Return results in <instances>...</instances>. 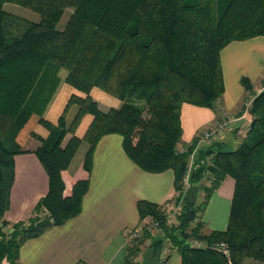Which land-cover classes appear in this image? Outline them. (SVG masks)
<instances>
[{
  "label": "trees",
  "instance_id": "1",
  "mask_svg": "<svg viewBox=\"0 0 264 264\" xmlns=\"http://www.w3.org/2000/svg\"><path fill=\"white\" fill-rule=\"evenodd\" d=\"M6 4L38 17L10 12ZM256 37H264V0H0V127L5 131L0 136V264H22L19 253L26 241L81 213L95 147L108 134L122 136L126 154L144 171L172 170L178 192L173 200L181 205L176 223L170 224L163 205L138 201L140 225L145 220L156 223L162 235L153 239L144 226V239L127 246L125 264H136L132 259L149 237L144 257L149 264H166V241L181 255V264H264V90L253 101L249 132L237 148L225 150L215 142L195 152L196 139L179 149L183 105L216 109L226 91L222 50ZM61 68L79 93L71 95L61 128L51 139L34 134L41 141L34 152L48 174L49 191L30 219L10 225L4 215L14 182V156L25 152L15 138L41 108L44 92ZM241 83L251 90L248 78L242 77ZM94 88L124 103L102 109L92 96ZM131 97H144L146 104L140 108L126 102ZM73 104L78 110L65 128V113ZM86 116L91 120L78 136L75 130ZM39 121L50 127L48 121ZM69 132L73 135L63 146ZM84 141L87 177L74 182L66 194L63 174ZM227 177L235 181L228 225L204 233L202 212ZM191 239L203 246L192 247ZM220 242L229 246V254L215 247Z\"/></svg>",
  "mask_w": 264,
  "mask_h": 264
},
{
  "label": "crops",
  "instance_id": "2",
  "mask_svg": "<svg viewBox=\"0 0 264 264\" xmlns=\"http://www.w3.org/2000/svg\"><path fill=\"white\" fill-rule=\"evenodd\" d=\"M71 12V9L68 10V18ZM221 61L225 94L214 110L183 105L181 151L198 139L199 133L219 117L234 119L230 123L229 133L220 142L222 146L230 145V150L237 148L232 138L235 131L243 133L250 129L248 123L252 117L240 108L245 96L240 80L242 77L248 78L253 87L261 83L264 74V37L230 43L222 50ZM25 144L31 149L14 156V182L9 207L4 215L10 225L30 219L39 201L49 191V177L34 152L37 146H34L33 137L28 138ZM79 149L63 174L66 194L70 193L74 182L87 177L83 168L86 152L78 155L77 159ZM89 178L90 186L84 196L81 213L63 225L51 227L41 236L26 241L19 253L22 264H125L128 246L126 233L141 226L138 201L147 200L162 205L176 193L174 172L150 173L141 169L126 154L123 138L119 134H108L99 140ZM234 190L235 181L227 177L212 194L202 216L206 233L226 229ZM144 222L149 223V220ZM147 249L142 253L144 256ZM165 257L166 264H181V255L176 249ZM3 264L10 263L5 260Z\"/></svg>",
  "mask_w": 264,
  "mask_h": 264
},
{
  "label": "rangeland",
  "instance_id": "3",
  "mask_svg": "<svg viewBox=\"0 0 264 264\" xmlns=\"http://www.w3.org/2000/svg\"><path fill=\"white\" fill-rule=\"evenodd\" d=\"M4 8L10 12H15L16 14L22 15L24 17H27L29 19H34L36 20V18L38 17V14L31 12L28 9H25L23 7L17 6V5H13V4H6L4 6ZM68 11L66 12V14L64 15V17L62 18V21L59 25L60 28H62L63 25L66 24L67 20H68ZM237 42V41H235ZM232 42V43H235ZM68 75V71L65 68H61L58 73L57 76H55L54 80H53V86H49L43 95V104L41 105V108L34 112L28 122L24 125V127L17 132V136L15 138L16 142L19 143L20 147L22 150L24 151H28L29 145L25 144L26 141L28 140V138L33 137L34 139V146H37L36 149L41 145V141L39 139H37L34 134L39 135L40 137L44 138V139H51V134H56L57 130H60V117L61 115L64 113V110L66 108V105L71 97V95L73 93H79L78 91H76L75 88H73L71 85H69L66 81V77ZM242 79V78H241ZM241 83V80H240ZM252 88L251 90L246 89L242 83V87L244 89L245 92V96L243 98L242 104L240 105V108L242 111H246L248 112L247 114H249V111L252 107L253 101L256 98L257 95H259L263 90H264V74H263V78L261 80V83L258 85L256 84L255 87H253L252 82L250 81ZM92 96L99 102V104L101 105V107L103 108H108V107H120L124 101L120 100L118 98H115L114 96L104 92L102 89L100 88H94L92 90ZM126 102L135 104L138 107H143L146 104V99L144 97L141 98H135V97H131L128 98L126 100ZM107 106V107H106ZM78 107L76 104H73L69 107V109L67 110V112L65 113V117H66V126L65 128H68L70 126V124L72 123V121L75 118V115L77 113ZM239 115V114H238ZM236 115V116H238ZM252 117V116H251ZM43 119L45 121H48L50 124V127L48 125H45L44 123L40 122L39 120ZM91 120V116H86L80 123V125L78 126V128L75 130V134L78 136H82L89 124ZM223 120H230V123L234 120L231 117H224L223 119H221L220 117L218 118V120L208 126L205 127L200 133L199 136L203 135V133L207 130H209L211 127H213V125H218L217 123ZM252 122V118L250 120V122L248 123V126L251 125ZM247 126V127H248ZM229 129H230V124L229 126L226 128L225 131L219 132L218 134L216 133L211 139L205 141L204 144H202L200 147H198L199 149H207L208 147H210L211 145H214L215 142L220 143L221 140L225 139V135H227L229 133ZM4 132L2 131V128L0 127V136H2V138H4ZM249 130H247L246 132H240L238 133V131H235L234 133V137L233 141L236 142L235 145H237V147L242 143V141L245 139V137L247 136ZM72 133H67V135L65 136V139L62 143L63 146H65L68 142V140L72 137ZM201 139V137H200ZM181 143V142H180ZM221 144V143H220ZM226 144V143H225ZM222 146V144L220 145ZM226 146V147H225ZM181 146L179 145V148ZM225 150H230V145H223V147ZM88 149V143L87 142H82L79 152L77 153L76 158L78 157V155L80 156L81 154H84L85 152H87ZM35 150V149H34ZM197 150H195L196 152ZM190 156L189 158V169L192 168V165L194 164L195 158H194V154ZM78 159V158H77ZM76 163V162H75ZM204 185H209V181L205 180ZM178 192L175 193L174 196H177ZM205 197V193L203 191H201V193L199 194V199L202 201ZM173 199V198H172ZM166 204V202L163 205ZM165 209V207H164ZM46 211V210H45ZM205 210L202 212V215L204 214ZM45 215V212H41L40 216L43 217ZM168 216V220L170 224H175L176 223V219H175V214H171L169 213ZM142 224H145V226H149L148 223L143 222ZM151 224H153V222H151ZM150 224V225H151ZM143 228H145L144 226H142ZM9 229V228H7ZM135 229H132L131 231H134ZM148 232L151 234L153 239H157L159 238L162 234H161V230L157 229L156 226H152L151 229H148ZM203 232L206 233L205 228H203ZM127 238H128V245H133L134 243H137L138 241H136V239L139 240H143L144 239V233L143 230H136L135 234H131L130 232L127 231L126 233ZM152 238H148L143 241V245H142V253L147 249V247H149V244H151L152 242ZM135 239V240H134ZM188 243L192 246V247H199V246H203V243L195 240V239H191L188 241ZM218 244V243H217ZM173 249L172 245L170 242L166 241L164 244V248H163V252H162V258L165 259L168 255V253ZM138 255L137 258L132 259L133 263L136 264H149V260H144V255L143 254Z\"/></svg>",
  "mask_w": 264,
  "mask_h": 264
},
{
  "label": "built area",
  "instance_id": "4",
  "mask_svg": "<svg viewBox=\"0 0 264 264\" xmlns=\"http://www.w3.org/2000/svg\"><path fill=\"white\" fill-rule=\"evenodd\" d=\"M218 125H213V127H211L209 130L205 131L203 133V135H201V139L200 137H198L197 139V145H196V150L198 149V147H200L202 144L205 143V141L211 139L216 133L218 134L219 132L225 131L226 128L229 126L230 124V120H223L217 123ZM193 155V154H192ZM190 170L191 168L188 170V173L185 177L184 180V185H183V191L184 193L187 191V189L189 188V175H190ZM165 207V211L167 213V215H169V213L171 214H176L177 212H179L181 210V205L180 203H176L173 199H170L166 202V204L164 205ZM149 224V223H148ZM151 224V223H150ZM149 226H146V228L151 229L152 226H156V223H153ZM142 226H145V224H141V226H139L138 228H136L134 231L129 230L128 232H130L131 234H135L136 230H143ZM215 247L221 251L223 254L227 255L229 254V246L225 243V242H220L218 244L215 245Z\"/></svg>",
  "mask_w": 264,
  "mask_h": 264
}]
</instances>
